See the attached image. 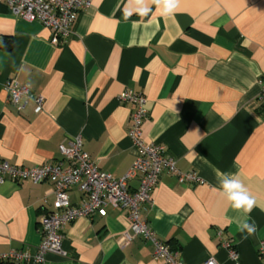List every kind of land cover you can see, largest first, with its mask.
Returning a JSON list of instances; mask_svg holds the SVG:
<instances>
[{
    "label": "crops",
    "instance_id": "obj_1",
    "mask_svg": "<svg viewBox=\"0 0 264 264\" xmlns=\"http://www.w3.org/2000/svg\"><path fill=\"white\" fill-rule=\"evenodd\" d=\"M0 157L35 166L61 160L58 145L80 136L83 150L115 178L130 168L127 137L131 104L125 89L144 93L143 137L162 143L183 172L200 183L163 172L140 218L179 251L182 264H264V211L251 212L253 235L240 233L234 211L219 190L217 171L239 173L264 206V119L258 105L264 78V0H180L166 14L156 0H90L68 38L51 43L50 29L13 15L0 2ZM16 79L44 97L42 109L28 100L18 108L4 83ZM66 165V162L63 163ZM135 188L136 178L129 180ZM80 203L76 187L68 192ZM52 185L30 180L0 183V253L33 251L38 219L51 212ZM125 212L81 217L64 228V254L43 264H162L140 236L125 243ZM1 264H17L6 261Z\"/></svg>",
    "mask_w": 264,
    "mask_h": 264
},
{
    "label": "built area",
    "instance_id": "obj_2",
    "mask_svg": "<svg viewBox=\"0 0 264 264\" xmlns=\"http://www.w3.org/2000/svg\"><path fill=\"white\" fill-rule=\"evenodd\" d=\"M15 15L28 21H37L50 29L51 43L57 45L69 37L78 14L89 5L90 0H0ZM7 100L18 108H23L28 100L35 103L39 112L44 97L31 92L30 87L16 79L4 83ZM122 103L131 104L130 124L127 137L130 140L134 159L128 171L120 178L101 171L97 162L83 150L80 136H74L58 145L61 160L35 166L13 164L0 157V183L5 180L34 183L47 181L52 185L54 195L53 210L38 219L40 242L33 251L10 249L0 253V263L11 261L17 264H43L45 255L64 254L62 241L64 228L81 217L90 218L93 214L107 215V209H118L126 213L129 231L124 234L125 243L140 236L153 246V258L162 264H182L179 251L172 249L140 218L141 205L150 202L152 193L163 172L174 175L179 181L202 182L193 171L183 172L176 166L175 159L167 154L162 143L147 141L141 130L146 117V97L144 93L125 89L119 95ZM258 105L264 119V78L260 80ZM66 162L64 166L63 163ZM136 178L135 188L129 187V180ZM76 187L82 194L78 204H72L68 192ZM230 253L231 264L238 263V255L230 241L223 243ZM261 253H264L262 251ZM264 255V254H262ZM205 264H218L210 257Z\"/></svg>",
    "mask_w": 264,
    "mask_h": 264
},
{
    "label": "clouds",
    "instance_id": "obj_3",
    "mask_svg": "<svg viewBox=\"0 0 264 264\" xmlns=\"http://www.w3.org/2000/svg\"><path fill=\"white\" fill-rule=\"evenodd\" d=\"M157 3L161 0H156ZM166 14H173L179 6L180 0H162ZM217 180L219 190L226 197L231 208L241 215L235 219L237 230L240 233L253 235L256 232V224L252 221L251 212L255 207H260L264 211V206L257 202V198L253 196L243 181L240 179L239 173H229L217 171Z\"/></svg>",
    "mask_w": 264,
    "mask_h": 264
},
{
    "label": "trees",
    "instance_id": "obj_4",
    "mask_svg": "<svg viewBox=\"0 0 264 264\" xmlns=\"http://www.w3.org/2000/svg\"><path fill=\"white\" fill-rule=\"evenodd\" d=\"M11 47H12V41L10 37L0 38V49L9 50Z\"/></svg>",
    "mask_w": 264,
    "mask_h": 264
}]
</instances>
